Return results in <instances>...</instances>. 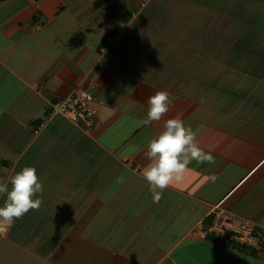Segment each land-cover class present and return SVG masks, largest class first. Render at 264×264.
Segmentation results:
<instances>
[{"label":"crops","instance_id":"1","mask_svg":"<svg viewBox=\"0 0 264 264\" xmlns=\"http://www.w3.org/2000/svg\"><path fill=\"white\" fill-rule=\"evenodd\" d=\"M25 2L0 16V180L34 167L43 202L0 235V264H264V0H93L92 26L64 39L35 32L66 0ZM74 88L93 96L90 132L51 113ZM159 90L169 111L145 124ZM177 117L215 163L154 203L147 144ZM218 208L261 250L204 237Z\"/></svg>","mask_w":264,"mask_h":264},{"label":"clouds","instance_id":"2","mask_svg":"<svg viewBox=\"0 0 264 264\" xmlns=\"http://www.w3.org/2000/svg\"><path fill=\"white\" fill-rule=\"evenodd\" d=\"M172 103L167 90L156 91L148 98L146 119L148 124L160 121L169 111ZM146 156L150 163L142 170V176L149 185L153 202L158 203L163 191L175 180L183 179L187 166L214 164L215 158L204 152L196 143V133L180 118H170L164 122V130L147 144ZM209 179L215 180V177ZM0 180V195L6 194L0 206V225L10 228L15 220L22 218L30 210H38L43 202V186L34 167L25 166L7 178ZM9 184L11 187L9 188ZM37 194H40L39 198Z\"/></svg>","mask_w":264,"mask_h":264},{"label":"built area","instance_id":"3","mask_svg":"<svg viewBox=\"0 0 264 264\" xmlns=\"http://www.w3.org/2000/svg\"><path fill=\"white\" fill-rule=\"evenodd\" d=\"M92 94L85 90L73 89L67 96L51 103V113L62 115L78 125L85 132H90L96 123V111L92 107ZM129 165L130 162L126 161ZM212 219L201 227L203 236L224 237L239 245L261 250V240L254 224L248 220L229 215L222 209H215ZM7 227L0 225V235Z\"/></svg>","mask_w":264,"mask_h":264},{"label":"rangeland","instance_id":"4","mask_svg":"<svg viewBox=\"0 0 264 264\" xmlns=\"http://www.w3.org/2000/svg\"><path fill=\"white\" fill-rule=\"evenodd\" d=\"M69 1L70 2L74 1V3H76V4L70 6L72 3H70ZM75 1H77L78 3ZM92 1L93 0H66L65 8L61 11V13H59V15H57L55 18L50 19L47 22H45V25L43 26V28L40 31L35 32V36L37 34L41 33L44 37H47V34H50V36H48L47 38H50V37L52 38L53 36H55L53 34H56V36L58 35L61 39H64L65 36L69 32H72L75 30L77 32V30L79 31L80 29H83V26H86V25L91 27L92 23H90L88 21L89 19L87 18V16H89V14H91V13L88 10V8H85V7H87V5H88L89 8L93 9ZM79 3H81V5ZM25 4H26L25 0H9L7 2V4L2 6V10H0V16H4L7 13H11L12 10H14V9L16 10L20 6L23 7ZM157 4H160V2ZM157 4H155V6ZM167 9H168V6H167V8H166V6L163 7V13H164L163 18H166V16H167V12H166ZM79 16H80V18H78ZM164 20L165 19H163L161 23H164ZM98 33L99 32L96 31L92 35L91 43L96 42V40H98V38H99ZM35 36H34V38H35ZM138 38L139 37H137V39ZM33 39H31L29 41H32ZM129 39H131V38H129ZM138 41H140V39ZM48 45H50V51L56 50V47L53 45L52 42H51V44H48ZM48 50H49V46H48ZM27 52H29V51H26V53ZM38 66L42 70L45 67V63L40 62V63H38ZM29 68H30V64H29ZM44 70H46V69H44ZM29 73H30V70L28 71V74ZM5 83H3V85H5ZM3 90H5V89H3ZM9 95H10V93H9Z\"/></svg>","mask_w":264,"mask_h":264},{"label":"trees","instance_id":"5","mask_svg":"<svg viewBox=\"0 0 264 264\" xmlns=\"http://www.w3.org/2000/svg\"><path fill=\"white\" fill-rule=\"evenodd\" d=\"M34 19H35V16H33V17L31 18V21L33 22ZM124 20H128V18H125ZM82 35H83V33H78V36H79V37H77V38H79V39H80V38L83 39V38H82ZM37 120H41V119H37ZM39 122H40V121H39ZM39 122H38V123H39ZM206 237L213 239V237H211V236H209V235L206 236ZM223 238H224V237H223ZM223 238H220V239H218V240H219L220 242L223 243V242L225 241V239H223ZM260 242H261V241H260ZM260 245H261V244H260ZM247 248H248V249H247ZM247 248H246V246H243V247H242V249H244V250H249L251 253H253V252L255 251V249H253V248H251V247H247ZM261 248H262V246H261ZM251 249H252V250H251ZM253 250H254V251H253ZM256 251H257V250H256Z\"/></svg>","mask_w":264,"mask_h":264}]
</instances>
